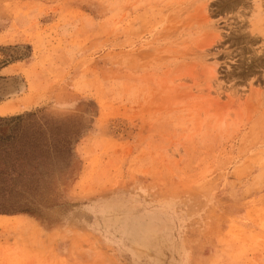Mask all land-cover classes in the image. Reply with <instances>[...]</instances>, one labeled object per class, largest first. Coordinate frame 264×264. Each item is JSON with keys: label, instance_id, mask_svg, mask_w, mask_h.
<instances>
[{"label": "rangeland", "instance_id": "1", "mask_svg": "<svg viewBox=\"0 0 264 264\" xmlns=\"http://www.w3.org/2000/svg\"><path fill=\"white\" fill-rule=\"evenodd\" d=\"M0 264H264V0H0Z\"/></svg>", "mask_w": 264, "mask_h": 264}, {"label": "bare ground", "instance_id": "2", "mask_svg": "<svg viewBox=\"0 0 264 264\" xmlns=\"http://www.w3.org/2000/svg\"><path fill=\"white\" fill-rule=\"evenodd\" d=\"M6 108H10V107H6Z\"/></svg>", "mask_w": 264, "mask_h": 264}]
</instances>
